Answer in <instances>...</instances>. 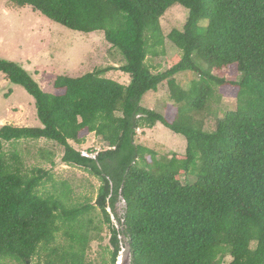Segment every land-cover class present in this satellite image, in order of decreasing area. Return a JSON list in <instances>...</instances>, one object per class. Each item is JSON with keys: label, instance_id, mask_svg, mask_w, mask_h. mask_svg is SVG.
Masks as SVG:
<instances>
[{"label": "trees", "instance_id": "16d2710c", "mask_svg": "<svg viewBox=\"0 0 264 264\" xmlns=\"http://www.w3.org/2000/svg\"><path fill=\"white\" fill-rule=\"evenodd\" d=\"M9 1L71 30L102 31L121 51L126 62L119 69L131 81L106 77L116 69L107 67L78 77L59 75L54 91L47 92L22 65L0 57V74L34 98L42 123L0 127V264H87L99 229L93 218L83 219L96 206L69 207L62 195H41L49 171L26 172L19 154L4 150L5 143L41 138L63 147L64 163L100 178L96 204L111 231L112 264L122 233L132 264H221L227 255L229 264H264V0ZM176 4L189 10L188 18L182 30L165 35L161 19ZM166 39L182 58L155 71L148 59L165 55ZM231 64H237L240 80L213 74ZM187 71L199 79L186 89L175 76ZM164 82L173 100L165 115L142 105L145 94ZM214 86L221 97L222 89L234 91L237 106L216 117L209 132L204 113ZM157 123L185 136V153L159 157L137 143V130ZM89 133L108 148L94 155L71 144L85 147ZM120 195L127 202L123 217L116 206ZM60 234L65 245L57 243Z\"/></svg>", "mask_w": 264, "mask_h": 264}, {"label": "rangeland", "instance_id": "374dc122", "mask_svg": "<svg viewBox=\"0 0 264 264\" xmlns=\"http://www.w3.org/2000/svg\"><path fill=\"white\" fill-rule=\"evenodd\" d=\"M188 15L189 10L179 4L169 8L161 19L164 34H169L174 28L182 30ZM206 23L207 21L204 20L201 25ZM165 42V55L148 59V62L154 65L155 71L167 70L182 58V51L179 48L168 39ZM0 57L22 65L47 92L54 91V82L59 75L78 77L107 67L116 69L106 72V77L126 85L131 81V75L119 69L126 62L121 51L107 42L102 31L85 33L71 30L51 21L30 6L18 7L9 0H0ZM194 60L201 69H206V64L197 55H194ZM213 74L229 80H240L242 77L237 64L215 69ZM175 77L186 89L190 88L194 80L199 79V75L193 71L182 72ZM222 92L224 97L220 96L219 88L214 86V94L210 103L207 102V110L214 114H209L208 111L204 113L206 118L204 128L209 132L214 129L216 117H223L226 111L234 110L237 106L234 91L222 89ZM171 102L173 100L170 98L167 83L164 82L157 91H149L145 94L142 105L165 115L166 105ZM171 114L174 115V112L172 111ZM197 119H202V115ZM5 124L42 126L33 97L23 86L12 83L1 73L0 127ZM136 141L157 151L159 157L169 156L173 152L185 153L187 146L185 136L175 133L162 123H157L153 128H139ZM70 142L75 148L92 152L94 155L109 146L94 133L86 135L85 147L72 140ZM4 150L6 153L16 151L26 172L30 173L35 167L49 171L51 178L45 180L39 187L41 195H62L69 207L87 204L96 206L83 218L85 221L93 218L94 224L99 228L93 233L96 238L91 241L87 249V264H112L111 255L114 246L110 241L111 231L101 209L96 204L102 184L100 178L84 167L64 163L61 160L63 147L46 138L20 139L17 142L5 143ZM181 179L185 182V175ZM194 179L190 176L189 182ZM117 209H119L118 215L123 217L126 206H118ZM108 211L116 226L118 220H113V217L116 218L115 214L112 210ZM57 243L60 245L67 243L63 234L58 236ZM231 260L232 258L227 255L221 264H229Z\"/></svg>", "mask_w": 264, "mask_h": 264}, {"label": "water", "instance_id": "95a60500", "mask_svg": "<svg viewBox=\"0 0 264 264\" xmlns=\"http://www.w3.org/2000/svg\"><path fill=\"white\" fill-rule=\"evenodd\" d=\"M122 205L123 206L125 205L126 208H127L126 200L123 198V196L120 195L116 206H122ZM108 210L111 211L110 208H108ZM113 220L117 221L118 219L113 217ZM117 223L118 224L116 225V227L120 228L123 231L124 227H122V226L120 227V224H119L118 221H117ZM119 237H120V246H121V248L119 250L118 257H117V264H132L130 244H129L128 240L126 239V237L124 236L123 233L120 234Z\"/></svg>", "mask_w": 264, "mask_h": 264}, {"label": "built area", "instance_id": "2783aa9c", "mask_svg": "<svg viewBox=\"0 0 264 264\" xmlns=\"http://www.w3.org/2000/svg\"><path fill=\"white\" fill-rule=\"evenodd\" d=\"M83 154H85V153H83Z\"/></svg>", "mask_w": 264, "mask_h": 264}, {"label": "crops", "instance_id": "0c3cea01", "mask_svg": "<svg viewBox=\"0 0 264 264\" xmlns=\"http://www.w3.org/2000/svg\"><path fill=\"white\" fill-rule=\"evenodd\" d=\"M34 99V98H33ZM35 101V100H34Z\"/></svg>", "mask_w": 264, "mask_h": 264}]
</instances>
